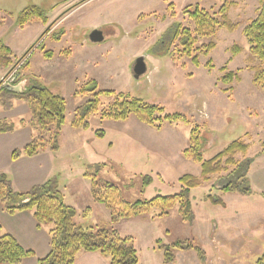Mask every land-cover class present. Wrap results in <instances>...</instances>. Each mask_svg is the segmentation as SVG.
Listing matches in <instances>:
<instances>
[{
    "label": "rangeland",
    "instance_id": "1",
    "mask_svg": "<svg viewBox=\"0 0 264 264\" xmlns=\"http://www.w3.org/2000/svg\"><path fill=\"white\" fill-rule=\"evenodd\" d=\"M80 1L0 0V42L12 52V64L0 68V81L22 82V89L42 84L66 101V121L59 136V149L49 159L21 160L22 155L12 159L10 154L8 171L0 172L11 181L14 178L22 187L27 185L24 184L26 180L36 179L34 185L18 192L38 185L36 181L47 169L52 171L49 180L63 184L65 193L69 194L81 187L82 172L93 171L95 165H99L97 179L116 185L127 201L175 193L180 188L178 178L181 175L198 176L199 163L182 155L190 131V125L183 122L163 123L156 129L133 115L125 121H113L101 119L95 113L89 117L87 129L71 127L74 109L90 97V94L74 93L88 80H94L100 89L124 92L159 105L165 113L187 115L200 127L203 159L211 158L235 139L249 144L247 154H237L236 159L255 156L264 140V92L251 82L250 67L260 62L250 56L242 29L255 16L258 0H231L233 5L228 10V19L236 28L233 31L220 28L213 37L198 38L196 48L211 41L215 44L207 54L197 49L198 66L191 58L180 55L177 42L168 47L169 30L174 23L193 29L192 21L182 13L185 6L197 3L216 14L221 4L219 0ZM168 3L173 4V17L169 16ZM31 5L41 8L47 23L34 20L17 26V15ZM65 10L67 12L58 19ZM47 27L49 31L43 33ZM93 29L102 31V42L89 41L88 35ZM60 31L63 32L60 34ZM56 35L58 39H54ZM233 45L240 47L234 57L230 52ZM45 50L50 51V57L43 56ZM170 50H173L172 56ZM139 56H144L147 71L134 79L130 69ZM209 59L212 62L210 70L205 68ZM222 66L236 72L238 79L228 85L221 83L219 78L223 73L219 69ZM100 101L99 111L112 98L102 96ZM29 115L27 105L16 99L10 110L0 108V120L18 125L8 132L11 134L8 138L21 141L26 136L27 132L21 131L23 126L18 122L20 119L26 121ZM4 157L0 163L4 162ZM229 170L190 190L192 222L181 220L176 204L165 216H158L159 209L153 208L148 215L124 220L116 227L123 236L132 237L140 264H163L161 251L155 249L157 242L168 245L189 240L202 249L208 220L213 219V223L222 226L226 222L223 214L231 213L232 208L243 212L264 208V198L260 194L264 190V153L255 157L249 167L247 177L251 192L246 196L219 188L230 178L232 168ZM145 175L151 177L146 185L142 182ZM11 184L13 187V182ZM210 198L221 199L226 203L225 208L214 205ZM77 201L80 205L84 203L82 199ZM81 223L84 228H110L111 224L99 215ZM177 256L173 264H189V260Z\"/></svg>",
    "mask_w": 264,
    "mask_h": 264
},
{
    "label": "trees",
    "instance_id": "2",
    "mask_svg": "<svg viewBox=\"0 0 264 264\" xmlns=\"http://www.w3.org/2000/svg\"><path fill=\"white\" fill-rule=\"evenodd\" d=\"M84 0H81L82 2ZM221 4L216 14H211L204 8L187 5L182 13L193 23V29L174 23L169 30V45L177 42L180 55L191 58V62L199 65L198 56L195 54L199 49L202 54H207L215 44L211 41L207 44L195 47L198 38L213 37L217 30L226 28L233 31L236 25L228 19V10L233 5L231 0H219ZM78 2V3H80ZM77 3V4H78ZM76 5V4H75ZM169 16H174L173 4L168 3ZM67 12L63 11L58 19ZM38 20L47 23V17L40 7L31 5L19 12L15 22L19 27L26 23ZM49 27L43 33H47ZM63 31H60V34ZM242 34L248 44L250 56L256 58L260 65H252L251 82L264 92V0H258L255 16L243 27ZM59 35V34H58ZM58 35L54 39H58ZM36 44V43H35ZM31 45L26 55L34 45ZM38 48L41 44L37 45ZM240 51L238 45L230 48L231 56H236ZM173 50H170L172 56ZM43 56H51L50 51H43ZM11 49L0 42V68H7L12 64ZM182 67V66H181ZM205 68L212 69L211 60H207ZM219 78L223 84H230L238 79L236 72L227 71L222 66ZM18 81H0V108L8 111L12 108V101L24 102L29 110V118L24 121L20 119V126L28 127L32 132L31 140L21 150L15 149L11 153L12 159L21 155L32 157L45 150L56 152L59 149V136L65 124V99L57 93L52 92L42 84L30 85L16 90ZM227 90V89H224ZM76 93L90 94V97L74 109L70 125L76 129H87L88 119L91 115L98 113L101 119L113 121H125L130 115L135 116L140 122L160 128L163 123L183 122L190 125L187 146L182 150L184 158L199 163L200 172L198 176L183 174L178 178L180 188L177 192L167 195H156L150 199H136L127 201L122 198L119 188L107 181L97 179L99 165H95L93 171L86 170L83 176L90 181V193L94 202L100 203L109 211L111 224H116L123 219L148 215L153 208H158V216H165L169 210L177 204V212L182 221L192 222L194 218L192 204L190 201V190L209 182L212 176L223 172H230V178L219 188L246 196L251 192L248 169L253 159L264 153V140L260 143V149L253 157L236 159L237 154L245 156L249 144L242 139L232 140L225 148L209 159H203L200 151V127L190 120L184 113H165L163 107L151 104L141 98L131 96L124 92H115L108 89L98 88L94 80L85 82ZM102 96L111 97L112 101L99 111ZM16 126L12 121L0 120V133L12 132ZM151 181L149 175L143 177V184ZM214 205H223L221 199L210 198ZM0 204L8 213L16 211H31L38 227H46L49 236L50 249L48 253L37 259V264H73L80 252H97L107 259L109 264H138V254L131 236H122L115 228H84L75 222L76 210L66 204L63 195L52 180L35 185L25 192L13 189L11 180L6 174L0 173ZM84 211L87 214L88 208ZM1 228V226H0ZM155 249L160 250L163 255V264L174 261L176 251L194 250L200 259L204 252L189 240L176 241L165 245L156 243ZM34 256V252L23 248L17 240L8 233H0V264H18L27 257ZM253 264H264V250L256 258Z\"/></svg>",
    "mask_w": 264,
    "mask_h": 264
},
{
    "label": "crops",
    "instance_id": "3",
    "mask_svg": "<svg viewBox=\"0 0 264 264\" xmlns=\"http://www.w3.org/2000/svg\"><path fill=\"white\" fill-rule=\"evenodd\" d=\"M66 16L67 15L63 16V18ZM15 87L22 89L23 83L18 82ZM21 131L27 132L26 136H24L21 141L8 138L9 135H11L10 133H0V154H3L0 156V159L3 156H6L4 157V162L0 163V172L8 171L7 167L10 165L9 155L11 152L16 148L18 149L23 147L31 140L32 131L28 127L24 126ZM52 154V151L45 150L32 157L22 155L21 160L34 159L36 157H46L45 159H49ZM21 160L18 159V161ZM51 177L52 171L47 169L42 173L40 180L36 182H46L51 179ZM11 179V182H13V188L16 191H24V189L34 185L33 181L36 180H26L24 184L27 185L22 187V185H18L14 181V178ZM56 185L58 190L63 195L64 202L75 208L76 216L74 220L77 224L81 225V221L86 218H91L92 216L96 217L98 215L102 219H105V221L107 220L108 223L110 222L108 209H106L104 205L93 201L90 194V181L87 178L83 176V181L81 180V187L78 188L76 186V190L73 189L69 194H67V192L65 193V187L63 184L56 182ZM260 194L261 197L264 198V190H261ZM80 199L84 200L83 205L78 204L77 200ZM223 203L224 204L221 205V207L225 208L226 203ZM86 208H88L89 211L84 215L83 211ZM231 211L232 212L229 214H223L226 222L223 223L222 226H219L217 223H213V219L208 220L207 238L205 239L206 242L203 243L202 247V251L204 252L203 259H200L194 250L177 251L175 256L178 255V258L183 256L184 260H189V264H253L256 258H258L264 250V208L259 210H247L244 212L241 210L238 211L236 208H232ZM124 220L129 219H123L114 225L109 224L108 226L111 227V225H113L112 227L116 229V227H118V225ZM242 220L246 222L242 224ZM0 226L1 233H8L12 235L23 248L34 252V256L27 257L18 264H37V259L48 253L50 244L47 228L44 226H37L31 211L23 210L10 214L6 212L0 204ZM256 231H259V233H256ZM173 262L170 264H173ZM73 264L109 263L106 258L97 252H80L76 256ZM138 264H140L139 257Z\"/></svg>",
    "mask_w": 264,
    "mask_h": 264
},
{
    "label": "water",
    "instance_id": "4",
    "mask_svg": "<svg viewBox=\"0 0 264 264\" xmlns=\"http://www.w3.org/2000/svg\"><path fill=\"white\" fill-rule=\"evenodd\" d=\"M88 39L92 43H99L104 40L103 33L100 29H93L89 35ZM147 71L146 62L144 56L137 57L130 69L131 75L134 79H138L140 76L144 75Z\"/></svg>",
    "mask_w": 264,
    "mask_h": 264
}]
</instances>
